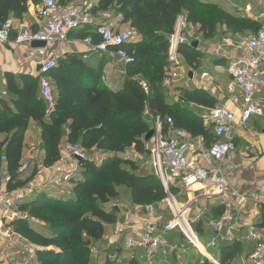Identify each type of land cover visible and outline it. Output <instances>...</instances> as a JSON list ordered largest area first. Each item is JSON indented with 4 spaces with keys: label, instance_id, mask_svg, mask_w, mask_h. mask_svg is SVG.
<instances>
[{
    "label": "trees",
    "instance_id": "obj_1",
    "mask_svg": "<svg viewBox=\"0 0 264 264\" xmlns=\"http://www.w3.org/2000/svg\"><path fill=\"white\" fill-rule=\"evenodd\" d=\"M56 1L62 5L72 2ZM30 3L38 6L41 0H0V27L10 18L20 19L28 12ZM196 5L197 0H97L92 13L111 11L119 23L128 24L135 32L126 45L132 59L126 64L127 78L119 90H112L101 84L105 60L93 66L83 55H64L46 74L55 97V110L50 118L45 117V103L39 95L37 80L6 74L11 98L0 99V134L5 136L0 142V185L6 175L10 178L7 190L22 189L37 173L36 168L31 169L24 180L17 174L24 135L31 121L40 128L44 168H52L61 159L64 127L68 145H78L85 153L100 158L97 162L86 157L78 163L79 171L70 180L69 196L54 198L49 192L41 191L19 205L26 217L15 220L11 227L36 248L35 260L39 264H90V249L103 238L106 226L117 221L114 201L120 188L129 191L131 204L136 207H154L167 199L158 178L141 174L134 161L122 158L131 149L148 153L145 137L152 129L146 114L162 122L170 118L174 130H184L191 136H208L201 116L189 105L212 109L216 107L215 98L202 90H179L177 101H173L163 87L168 38L177 18L185 15L187 22L198 27L205 39L213 38L218 26H226L234 34L247 31L253 35L260 25L223 9L213 10L211 18H207L198 12ZM181 54L185 65L196 69L200 60L196 49L184 47ZM135 76L142 77L147 93ZM162 130L166 134L168 127L164 125ZM168 193L174 195L169 187ZM107 205L111 209H106ZM262 216L264 220V213ZM200 226L198 222L194 230L199 232ZM240 252V243L233 241L219 249L216 261L230 264ZM203 264L210 263L205 259Z\"/></svg>",
    "mask_w": 264,
    "mask_h": 264
},
{
    "label": "built area",
    "instance_id": "obj_2",
    "mask_svg": "<svg viewBox=\"0 0 264 264\" xmlns=\"http://www.w3.org/2000/svg\"><path fill=\"white\" fill-rule=\"evenodd\" d=\"M43 24L37 29L14 24L9 20L0 27V43H11L14 46L31 45L33 42H44L46 47H53L65 43L70 34L89 27L93 28V36L84 38L85 45L98 54L114 57L125 69L119 72L120 77L126 79V64L132 62L129 58L126 45L132 41L135 32L132 29L118 31L112 22L109 12L100 11L92 13V5H79L76 3L59 4L56 0H41L38 10ZM239 13L260 25L259 30L236 44L241 54L235 57L227 68L228 81L225 86L228 104L225 106L207 109L201 116L203 127L208 136H191L184 130H174L173 122L166 118L162 122L159 118L154 120V134L147 142V154L133 151L130 160L143 161L151 169L152 175L158 178L168 194V201L172 210V217L168 220L148 219L141 223L133 221L132 216L121 222L114 234L109 247L122 245L125 256L122 259L117 251L106 257L111 264H157V259H166L172 256L176 261L183 260L188 254V246L198 254H205L210 249H218L220 244L227 242L232 232L237 229L239 217L246 197L238 191L228 188L223 173L222 163L229 155L238 150L237 140L254 117L264 119V6L256 15H252L251 8L246 6ZM191 24L185 15H180L174 25L173 33L168 38L167 66L164 71L163 87L168 94L177 101L175 91L177 82L185 79L188 72L183 65L181 49L192 47V36L186 32ZM222 44V45H221ZM229 39L224 38L216 46L221 49L229 45ZM56 58L50 54L42 62L41 71L47 74L56 67ZM141 81L143 91L148 92L147 85L141 76H135ZM5 94V93H4ZM39 95L45 103V117L50 118L55 110V97L53 88L48 79L39 83ZM173 132V136L163 134V126ZM255 144L249 146L250 150ZM66 158L75 163V167L62 176L60 181L51 184L55 187L67 188L60 190L58 196H69L71 191L70 180L77 171V165L86 158V153L78 145H67ZM2 161H5L2 158ZM33 165L32 158L20 162L17 174L19 178L29 173ZM178 175L185 187L192 183L204 186L203 197L211 199L217 197L223 211L221 215L207 223L212 230L213 237L202 243L193 232L190 221L186 218V209H178L172 196L168 193V182L171 176ZM10 182L8 176L2 178L0 185V240L4 245L6 259L11 264H39L35 260L36 248L29 245L13 231L11 224L25 218L19 210V205L37 189L32 183L24 188L9 191L6 185ZM69 185V186H67ZM47 188V184L43 185ZM29 190L24 195V190ZM234 201H236L237 209ZM148 212L152 207L145 208ZM264 213V208H263ZM257 213H254L256 216ZM152 217V216H150ZM200 217H197L198 220ZM181 235L182 242H170L168 236L172 232ZM245 241L254 244L251 253L245 258V264H264V228L259 230L252 225L246 227ZM17 249V250H15ZM105 251L92 247L90 258L99 263ZM210 264H219L215 259L206 257Z\"/></svg>",
    "mask_w": 264,
    "mask_h": 264
},
{
    "label": "crops",
    "instance_id": "obj_3",
    "mask_svg": "<svg viewBox=\"0 0 264 264\" xmlns=\"http://www.w3.org/2000/svg\"><path fill=\"white\" fill-rule=\"evenodd\" d=\"M227 1L229 5H232L233 9L238 8L235 14L241 16L242 18H244V15L243 13H239V11L243 10L246 6H249L251 8L252 15H256L260 11V8L264 6V0H242V3L234 6L233 3H231L229 0ZM72 2L76 3V0H72ZM85 4H91L94 8L97 5V0H87ZM39 6L40 5L34 6L30 3L28 12L25 15H23L20 19L10 18V21L16 27L19 25H24L32 30L37 29L43 24V19L39 16L38 13ZM233 9L229 6L228 10L226 11L229 13H234ZM112 22L115 25V29L118 31H125L129 29L128 24L119 23V21L116 20L114 16ZM93 28L94 27L92 26L87 29H82L74 32L70 34L68 40L65 43L55 45L51 48L46 47L44 49H36L32 48L31 45L14 46L11 43H0V99L9 101L11 98L6 88V74H10L16 78L20 76H29L36 79L38 83H40L43 79H48L46 74L42 73L41 71V64L48 58L50 54H52L56 58V61L63 58L66 54H80L83 55L86 60H90L93 66L99 64L101 60H105L103 63L104 67L101 84L107 86L112 90H119L122 87L123 81L125 80L124 78L120 77L119 72L125 69V66L119 61L117 63L106 61V59L110 57L92 52L85 45L84 38L86 36H93ZM234 36H239V34H234ZM224 38H228L230 44L224 45L221 49H218L220 55L216 54V50L214 51L217 55V60L219 61L218 64L214 67V71H220L224 74L223 86L220 88L214 86L213 88H207L206 85L203 86L198 84L194 79L195 77L191 79L192 77L189 76L187 85L183 86L178 84L175 86V91L178 95L180 93L179 90H202L203 92H206L213 98H215L216 107L225 106L228 104L225 91V86L228 81L226 70L230 62L235 57L241 54V51L236 48V44H234V41H232L229 37ZM199 47L200 43L198 44V49ZM107 65L111 67H118V72L115 73V71L113 70L112 74L110 75L104 73ZM193 75L195 76V74ZM112 79L116 80L117 86L113 87L111 85ZM169 97L170 99L175 101L170 95ZM189 108L199 116H202L208 109L202 106H197L195 104H190ZM255 118L257 119V117L252 118L245 129L240 133V136L237 140L238 150L235 153L229 155L228 158H226V160L222 163V169L226 177L228 188L230 190L238 191L247 199V202L245 203L244 208L240 213L237 229L232 232L231 238L227 242L220 244L218 249L207 250L205 251V254H198L194 249L188 246V254L183 260L176 261L172 256H170L166 259H157V264H190L191 262H196V264H199L200 259L205 260L206 257L218 260L219 249L223 246L231 244L233 241H238L240 243L241 252L238 260L240 261V264H245V258L251 253L254 248L253 243L247 242L244 239V236L246 234V227L248 225H252L259 230L263 229L264 227V220L262 216V211L264 208V134L262 133V129L259 128L256 124H251V122ZM146 120L148 122L151 121L154 123V120H152V118L148 114H146ZM62 133L63 138L61 143V159L52 168L46 169L42 166L43 150L40 139V128L36 122L31 121L24 135V148L21 158V161L27 158H32L33 165L31 169H37L36 175L32 178L31 181H29V183H32L38 192L47 191L54 198L58 197L59 192L62 189L51 184L60 181L63 175H65L75 167V163L72 160L66 158L65 155V148L68 145L66 143L67 129L65 127L62 129ZM166 136H173V132L168 131L166 133ZM4 138L5 136L0 134V142H2ZM251 144H255V148L253 150L249 149V146ZM133 151L134 150L131 149L125 155H123L122 158L130 160V158H132L131 154L133 153ZM98 162L100 161L98 160ZM135 163L139 167V172L141 174H152L151 169L146 164L145 160L143 161V166H140L142 162ZM77 171H79L78 165ZM29 175L30 171L24 177V179H27ZM45 184H47V190L43 188V185ZM168 187L171 188L174 192V195L172 196L173 198L181 197L183 199L184 207H182V210L187 208L186 213L192 211L195 214V218L200 217L197 220L201 224L200 231L196 232L194 230V227L192 230L201 241L204 240V242L206 243L210 238L213 237V232L207 227V223L210 220L218 218L219 216L217 215V213L223 211L222 207L219 205L220 201L218 200V198L215 196L211 199L204 198L203 191L205 192L206 190H204V186L202 184L192 183L191 186L185 187L178 175L170 177ZM118 202L119 201H117V199L114 201L118 209L116 223L106 226L103 238L95 243L96 246H99L101 248V251H105L104 253H102L99 259L100 264H104L106 262V257L109 254H113L116 248L119 256L122 259L124 258L125 251L122 245L113 247H109V245H111L114 239V234L118 225L128 217V214L132 216L133 221L139 223L152 218L161 219V217L155 216L153 214L150 215L145 208L136 206H133V208L124 207L123 205H119ZM175 202L178 209H180L177 201ZM235 202L236 201H234L236 208L237 202ZM123 207L125 210H122ZM254 213H257V215L254 216ZM205 215L208 217L207 221L202 223L204 220L203 217ZM168 240L170 242L183 241L181 235H179L178 233H176L175 235L170 234L168 236ZM214 255H216V258L214 257ZM6 257L7 255L4 249V245L0 240V264H11L7 262ZM95 264H98V262H95Z\"/></svg>",
    "mask_w": 264,
    "mask_h": 264
},
{
    "label": "rangeland",
    "instance_id": "obj_4",
    "mask_svg": "<svg viewBox=\"0 0 264 264\" xmlns=\"http://www.w3.org/2000/svg\"><path fill=\"white\" fill-rule=\"evenodd\" d=\"M231 3H233L234 5H237L239 3H242V0H229ZM87 2V0H76V3L79 5H84ZM236 2V3H235ZM232 7V5H229L227 0H197V10L199 13L205 14V17L207 18H211L213 10H218V9H223V10H228V7ZM238 9V8H237ZM236 8H234L233 12L234 13H230V14H235L237 11ZM110 15L113 17L114 14L113 12L109 11ZM186 32L188 34H190L192 36V40L193 43L197 42L198 44L200 43V47L198 49V46L196 48V51L199 53L200 56V60L197 63V67L196 69H193L192 67H187L183 61V65L185 70L188 72V75L185 79L177 82L176 85H187L188 84V80H189V74H192V78L195 77V81L200 84V85H206L207 88H213L214 87H222L223 83H224V74L220 71L215 72L214 71V67L218 64V60H217V55H220L219 50L216 47V45H219L221 43V40L224 37H229L232 41H234V44H237L240 40H242L243 38L247 37L249 34L247 31L240 33L239 36H234V33H232L226 26H218L217 27V31L216 34L213 38L211 39H205L203 37V34L200 33L199 28L196 26H190L186 28ZM227 35V36H226ZM217 51L216 54L214 51ZM106 61H110L112 63H117L118 60L114 57H110L108 59H106ZM113 70L115 71V73L118 72V67H111L108 66L105 68L104 73L107 74H112ZM195 74V76L193 75ZM111 85L113 87L117 86V82L116 80L112 79L111 81ZM168 98L169 94H168ZM251 124H256L259 128H261L262 130L264 129V119L261 118H255L253 119V121L251 122ZM150 127L151 129L154 128L153 126V122L150 123ZM86 157H88L89 159H92L94 161L100 160V158H98V156H96L94 153H86ZM63 190H66L67 188H61ZM119 195L117 198V201L119 205H123L124 207H131L133 208V205L130 204V194L129 191L126 188H120V190L118 191ZM29 190L25 189L24 190V195H28ZM175 201H177V203L180 206V209H182V207H184V202L183 199L181 197L179 198H173ZM124 207L122 208V210H125ZM106 209H111V207L109 205L105 206ZM193 210V209H192ZM149 214H153L155 216L161 217L162 219H170L172 217V210L168 201V198L162 202L161 204L154 206L153 210L149 212ZM186 218L188 221H190V226L193 227L198 223V221L195 218V214L194 212H187L186 213ZM195 218V219H194ZM204 220L202 223L207 221V216L205 215ZM171 234L175 235L176 232H172ZM202 243H205L204 240L201 241ZM93 247L97 248V249H101L99 246L93 245ZM35 248V247H34ZM51 249V248H49ZM214 257L216 258V255H214ZM239 258L237 257V259L233 260L230 262V264H240V261L238 260ZM196 261V260H195ZM204 259H200V263L199 264H203ZM90 264H95V261H93L90 258ZM190 264H196V262H191Z\"/></svg>",
    "mask_w": 264,
    "mask_h": 264
},
{
    "label": "water",
    "instance_id": "obj_5",
    "mask_svg": "<svg viewBox=\"0 0 264 264\" xmlns=\"http://www.w3.org/2000/svg\"><path fill=\"white\" fill-rule=\"evenodd\" d=\"M197 46H198V43H197V42H194V43L192 44V48H194V49H196ZM31 47H32V48H36V49H44V48H46V44H45L44 42H33V43L31 44ZM191 75H192V74H189L190 77H192ZM262 133L264 134V129L262 130ZM153 134H154V129H152V130L146 135V137H145V142H149L150 139H151V137L153 136ZM41 251H42V250H41Z\"/></svg>",
    "mask_w": 264,
    "mask_h": 264
}]
</instances>
